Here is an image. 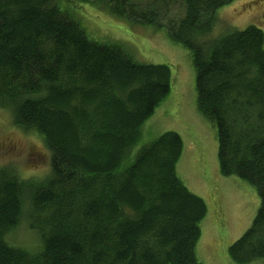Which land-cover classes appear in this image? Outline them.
Returning a JSON list of instances; mask_svg holds the SVG:
<instances>
[{"label": "trees", "instance_id": "1", "mask_svg": "<svg viewBox=\"0 0 264 264\" xmlns=\"http://www.w3.org/2000/svg\"><path fill=\"white\" fill-rule=\"evenodd\" d=\"M78 1L0 0V108L41 138L50 159L40 178L0 166V264H201L207 207L176 173L179 134L165 131L129 157L170 92V67L90 37L84 4L163 29L189 51L220 173L259 197L228 254L237 264L264 258V32L249 25L208 37L233 0ZM22 219L38 234L33 251L6 241Z\"/></svg>", "mask_w": 264, "mask_h": 264}, {"label": "rangeland", "instance_id": "2", "mask_svg": "<svg viewBox=\"0 0 264 264\" xmlns=\"http://www.w3.org/2000/svg\"><path fill=\"white\" fill-rule=\"evenodd\" d=\"M70 1L75 5L80 3ZM79 13L85 19L90 37L114 39L125 44L135 60L170 67V92L143 123L140 139L131 147L129 157L133 158L142 146L165 131L178 133L183 148L175 165L176 173L207 207L200 221L197 259L201 264H237L227 249L251 225L259 197L247 180L220 173L215 128L196 109L195 72L189 51L170 41L163 29L154 30L150 25L115 18L88 4L82 5ZM216 17L210 38L249 25L264 32V0H233L219 7ZM49 161V151L41 138L13 126L9 113L0 108V166L13 167L22 178H40L49 170ZM5 238L10 245L29 251L39 246L38 234L25 219ZM245 264H264V258Z\"/></svg>", "mask_w": 264, "mask_h": 264}, {"label": "bare ground", "instance_id": "3", "mask_svg": "<svg viewBox=\"0 0 264 264\" xmlns=\"http://www.w3.org/2000/svg\"><path fill=\"white\" fill-rule=\"evenodd\" d=\"M23 126V125H22ZM180 136V135H179ZM181 138V137H180ZM182 139V138H181ZM182 148H183V144H182ZM182 152V151H181ZM180 156H181V154H180ZM181 180V179H180ZM182 181V180H181ZM183 183V182H182Z\"/></svg>", "mask_w": 264, "mask_h": 264}]
</instances>
